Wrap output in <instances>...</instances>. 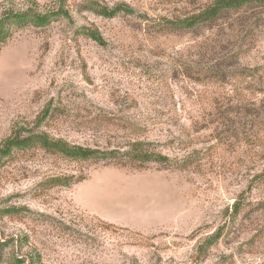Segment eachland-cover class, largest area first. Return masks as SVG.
<instances>
[{
    "label": "rangeland",
    "instance_id": "rangeland-1",
    "mask_svg": "<svg viewBox=\"0 0 264 264\" xmlns=\"http://www.w3.org/2000/svg\"><path fill=\"white\" fill-rule=\"evenodd\" d=\"M57 1L0 0V16ZM212 1L65 0L67 17L11 24L0 43V146L43 132L120 151L145 142L168 161L13 150L0 161V264H264L261 13L251 12L242 48L231 39L217 53L216 30L164 25ZM89 2L130 11L105 17Z\"/></svg>",
    "mask_w": 264,
    "mask_h": 264
},
{
    "label": "trees",
    "instance_id": "trees-1",
    "mask_svg": "<svg viewBox=\"0 0 264 264\" xmlns=\"http://www.w3.org/2000/svg\"><path fill=\"white\" fill-rule=\"evenodd\" d=\"M65 0H58L57 7L49 10L37 11L34 8H27L23 11H10L0 16V43H4L10 34L11 24L27 25L35 27L48 25L58 16L67 17L68 13L64 8ZM88 8L98 15L113 17L119 11H130L120 5L113 9H108L97 2H89ZM259 9L264 25V0H213L196 12L189 14L181 19H165L164 25L172 30H188L192 32L200 30H216L217 37L213 52L226 48L227 43L232 39L233 43L238 44L239 48L244 46V41L249 37L246 26L250 19L251 12ZM250 24V23H249ZM229 29L228 33L225 31ZM83 34L102 44V37L96 29L84 28ZM145 142L134 141L130 148L123 150L101 149L99 147H85L81 145H70L60 139H52L43 132H29L24 135L15 133L0 146V161L3 157L10 155L15 149H27L38 147L46 152L60 154L66 158L74 160H93L109 161L114 164L126 165L128 162L146 163L168 161V157L159 152L150 150ZM70 177L56 176L49 181L59 185L67 186ZM72 179V178H71ZM233 213L239 210L238 205L234 204Z\"/></svg>",
    "mask_w": 264,
    "mask_h": 264
}]
</instances>
